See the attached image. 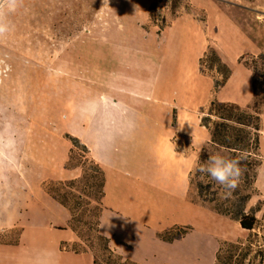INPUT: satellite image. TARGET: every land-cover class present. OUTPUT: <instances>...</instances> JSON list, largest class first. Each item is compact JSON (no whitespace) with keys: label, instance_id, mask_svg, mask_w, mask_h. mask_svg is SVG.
<instances>
[{"label":"rangeland","instance_id":"1","mask_svg":"<svg viewBox=\"0 0 264 264\" xmlns=\"http://www.w3.org/2000/svg\"><path fill=\"white\" fill-rule=\"evenodd\" d=\"M0 22L8 26L0 33V141L14 130L20 146L29 143L35 154L30 164L24 157L0 169V224L34 225L25 246L31 260H54L55 243L71 230L87 248L68 249H87L107 264L97 236L111 247L99 230L104 218L111 231L163 261L213 264L223 243L248 239L237 222L200 203L189 174L209 141L201 111L215 99L242 107L253 100L241 75L238 86L216 91L221 76L209 69L212 62L204 69L200 62L212 48L232 74L246 63L264 71L256 61L264 53V0H2ZM105 108L113 111L97 120L102 134L95 109ZM262 120L263 154L264 108ZM68 136L94 160L97 143L95 162L106 178L98 232L92 210L72 220L48 193L80 177L81 169L66 168L72 150L71 166L85 165ZM164 148L188 158L185 190L178 170L172 166L169 175L162 165ZM256 187L247 209L261 220L255 233L264 237V175ZM186 230L173 242L160 238ZM20 233L1 230L0 243L14 245Z\"/></svg>","mask_w":264,"mask_h":264},{"label":"trees","instance_id":"2","mask_svg":"<svg viewBox=\"0 0 264 264\" xmlns=\"http://www.w3.org/2000/svg\"><path fill=\"white\" fill-rule=\"evenodd\" d=\"M208 61L212 62L209 69L215 70L222 78L221 81H215V89L218 91L227 84L232 76V70L212 48L202 58L201 68L204 69ZM256 61L261 62L264 68V53H261ZM246 66L254 73L252 103L242 107L237 103L215 99L207 110L201 111L200 126L207 131L209 141L198 155L196 167L189 174L190 185L196 189L202 205L237 222L242 230L250 233L245 242L223 243L216 255V264H264V244L261 243L264 237L255 233L261 228L262 222L254 209L250 211L247 209L253 195L258 191L256 182L264 162L260 142L263 131L264 71L258 72L257 68L249 63H246ZM68 138L75 148L80 150L85 165L71 166L75 154L72 150L66 168L81 169V175L78 179L60 182L57 184L58 187L47 190L71 212L72 220L76 219L77 212L92 210L97 218L94 230L98 232V218L105 198V174L91 157V152L86 145L71 136ZM176 151L179 152L178 149ZM214 154L240 162L242 175L238 187L227 199L224 198V190L220 185L207 175L202 177L197 171L198 167ZM73 230L77 232L75 228ZM186 233L187 230L172 234L171 237L161 236L160 238L165 242H173L183 238ZM78 235L83 240L79 233ZM97 236L102 242L103 251L107 253V264H137L124 259L114 251L109 246L107 238L99 234ZM94 264H100L97 258H94Z\"/></svg>","mask_w":264,"mask_h":264},{"label":"crops","instance_id":"3","mask_svg":"<svg viewBox=\"0 0 264 264\" xmlns=\"http://www.w3.org/2000/svg\"><path fill=\"white\" fill-rule=\"evenodd\" d=\"M237 75H241V78L243 77L242 79L246 81L248 87H251L253 91V74L249 68H243L240 65L237 66L236 70H233V74L229 79L227 86L230 84H234L238 86L239 81L236 78ZM112 111L113 110H110L109 108L95 109V118H96L95 126L100 127L101 130L100 133L102 134L105 132L104 130L105 126H100L98 121L100 120V118L105 116L109 118L110 115H112L111 114ZM101 112H103L104 114H102ZM101 115L103 116L101 117ZM14 132H15L14 130H11L9 132L11 135L10 140H4L5 138L2 137L4 139L0 141L1 170H4L5 166L20 164L21 160L24 157H27L28 164H30L31 160L34 162L35 154L30 153V144L27 143L26 144L27 146L24 145L23 147H21L19 141H17L13 135ZM96 139L97 138L95 137V140ZM108 139H112V138L108 137ZM32 144L35 145L34 142ZM96 144L97 143L95 141V160L97 159L96 161H98L99 157L97 156V152H96V146H97ZM20 150H22V153ZM161 152H162V156H161L162 165L165 166V168L168 167L169 169L167 173H169V175L172 174L173 173L172 166H174L178 170V176L180 178V182L185 190L188 185V158L181 156L179 152H176L174 150L173 152H170L169 150L167 149L165 150L164 148L162 149ZM261 155L264 159V152L263 154L261 153ZM1 174L2 173L0 172V175ZM263 175H264V162L260 168L257 183L260 182V178ZM109 189H110V185L109 183H107V193H108L106 197L107 203H111L112 200V197L109 195L110 193ZM102 223L106 224L108 223V221H106L104 218L101 224ZM32 226L34 225L27 226L14 222H7L5 224L4 223L0 224V231L12 230V229L21 230L19 240L16 244L12 245L6 242L0 243V264H42L37 260L34 261L31 260L30 256L25 254L28 250L25 247L26 241L27 239L28 240L32 239V237L30 236V230L33 228ZM99 230L103 236H106L110 239V245L113 250H115L117 253L123 256L124 259L133 261L137 264H191L190 262H186L184 259L179 261H163L155 253H142L140 252L141 250L138 249L136 240L133 239L127 240L122 238L121 236H119L118 232L111 231L112 229H110L109 226H105L103 228L99 227ZM64 232H65L64 236L54 245L55 246L54 260L51 258L52 257L51 255H47L46 256L47 262L45 264H73V263L94 264V257L89 250L86 249L84 251H77V250L68 249L69 245L81 244L85 246V244L73 231L65 230ZM153 242H155L162 248L168 245L157 241H153ZM123 245L126 246L124 247ZM85 248L87 247L85 246ZM193 264H197V263L194 262Z\"/></svg>","mask_w":264,"mask_h":264},{"label":"clouds","instance_id":"4","mask_svg":"<svg viewBox=\"0 0 264 264\" xmlns=\"http://www.w3.org/2000/svg\"><path fill=\"white\" fill-rule=\"evenodd\" d=\"M2 2V0H0ZM12 4L16 3V0H11ZM8 30L7 24L0 22V33H4ZM197 171L202 175H207L212 181L220 185L224 190V198L227 199L236 190L239 184L242 170L239 160L229 159L220 154L210 155L208 160L201 164ZM110 225V218L108 223H102L101 228Z\"/></svg>","mask_w":264,"mask_h":264}]
</instances>
